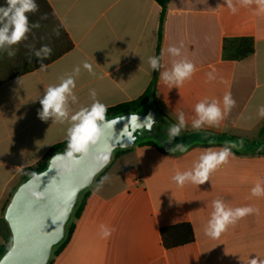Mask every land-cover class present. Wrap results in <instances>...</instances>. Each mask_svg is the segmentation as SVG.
I'll list each match as a JSON object with an SVG mask.
<instances>
[{
	"label": "crops",
	"instance_id": "1",
	"mask_svg": "<svg viewBox=\"0 0 264 264\" xmlns=\"http://www.w3.org/2000/svg\"><path fill=\"white\" fill-rule=\"evenodd\" d=\"M47 1L74 47L45 71L0 85V223L24 182V170L67 140V123L38 117L45 89L81 65L71 112L92 103L90 89L107 108L131 102L153 81L148 57L164 51L165 67L186 58L197 68L179 88L165 84L158 71L155 86L153 107L168 126L177 123L178 111L185 113L187 127L179 138L188 152L171 153L145 142L114 157L99 179L107 175L110 180L99 192L96 184L89 190L69 240L50 264H248L250 258H264V196L251 195L257 182L264 186V117L258 115L264 105V12L255 5L237 6L233 14L226 0H171L159 45L162 8L154 0ZM226 38L253 39L254 54L242 61L224 60ZM181 42V57L167 54L169 46ZM85 60L95 77L83 69ZM213 69L216 79L208 82L206 74ZM227 92L236 106L219 127L193 130L196 103L207 98L222 106ZM229 141L257 144L263 151L233 148L229 162L202 185L180 187L173 180L177 171L190 170L205 149H219ZM217 198L231 207L252 206L258 213L239 220L219 239L210 238L204 229ZM182 223L192 226L195 241L166 249L161 229ZM101 225L115 229L109 238H101Z\"/></svg>",
	"mask_w": 264,
	"mask_h": 264
},
{
	"label": "clouds",
	"instance_id": "2",
	"mask_svg": "<svg viewBox=\"0 0 264 264\" xmlns=\"http://www.w3.org/2000/svg\"><path fill=\"white\" fill-rule=\"evenodd\" d=\"M227 7L235 14L240 7L256 6V10L264 12V0H226ZM39 11V5L36 0H6L5 6H0V53L6 52L11 58L16 55L17 48L21 42L28 39L29 33L33 29H38L40 24L38 22H30V14H35ZM46 15L41 19H46ZM53 35L59 36V27L53 29ZM30 49L29 62L35 56L40 61L39 71H45L48 67L43 61L52 55V48L43 44L36 48L34 44L28 45ZM180 46H169L167 54L172 57H181ZM165 53L161 52L159 56L151 55L148 57V65L152 71L160 72V79L171 87L179 88L186 81L190 80L197 71L195 64L186 59H175L171 62L170 67H165L162 63ZM83 69L95 77L97 73L94 71L92 64L82 61ZM81 72V65L74 67L71 73H67L60 77V82L57 85L48 86L39 103L42 109L38 111V117L47 121L49 118L53 122L69 126L66 129L67 147L64 152L56 153L52 159H62L66 161V171H71L72 167L79 163L81 159L91 158L97 165L96 172H99L111 162L112 148L108 147L106 150H98L93 152L102 138L108 137L110 130L114 135L115 120L107 119V106L97 99V92L95 89L89 90V95L92 103L87 106L80 107L77 111H70V103L77 102V96L74 93L76 88V78ZM207 81L211 82L216 79L215 69L206 74ZM236 106V101L230 92L223 96L222 106L220 101L215 99L204 100L196 103L194 107L195 116L191 119V127L195 131H200L205 126L219 127L220 123ZM258 115L264 117V105L258 109ZM177 123L170 125L167 129V142L172 143L179 137L183 130L187 127V119L185 113L181 110L176 114ZM131 124L137 128H145L151 132L155 124V120L149 115L145 122H139V117L132 114L130 117ZM124 131V129L122 130ZM211 143V141H210ZM243 141L240 142L242 147ZM235 142H225L224 146L219 149L208 148L205 149L197 161L193 164L190 170L180 172L177 171L173 176V180L178 186L183 187L186 183L195 185H202L210 180L211 175L222 165L229 162V158L234 155L233 148H236ZM171 153H187L188 146L183 143H176L173 147L168 149ZM96 173H93V176ZM35 175V174H33ZM110 180L109 176H104L96 184L95 190L99 192L104 184ZM36 199H41L44 196L42 191L33 193ZM251 195L254 197L264 196V186L260 182L251 189ZM258 209L252 206L231 207L223 199L217 198L212 201V212L209 220L205 226V234L213 239H219L230 226H234L239 220L246 216L257 214ZM67 214L65 213V216ZM115 229L109 228L105 225L100 226V236L107 239L111 236ZM248 264H264V258L255 257L250 258Z\"/></svg>",
	"mask_w": 264,
	"mask_h": 264
},
{
	"label": "water",
	"instance_id": "3",
	"mask_svg": "<svg viewBox=\"0 0 264 264\" xmlns=\"http://www.w3.org/2000/svg\"><path fill=\"white\" fill-rule=\"evenodd\" d=\"M132 114L137 115L142 124L151 115L155 120L152 131L135 128L130 121ZM108 120L117 121L114 135L110 130L109 136L102 138L93 149L96 152L112 148L111 162L106 167L96 172L98 165L89 157L66 171V161L52 159L54 155L44 171L31 176L16 189L4 214L11 231V245L0 258V264H49L53 249L66 236L67 225L82 194L95 185L117 152L129 150L147 137H155L160 144L171 147L167 138L158 133L162 119L153 106L144 113H128ZM93 173L96 174L93 176ZM36 191H42L43 198L36 199L33 195Z\"/></svg>",
	"mask_w": 264,
	"mask_h": 264
},
{
	"label": "trees",
	"instance_id": "4",
	"mask_svg": "<svg viewBox=\"0 0 264 264\" xmlns=\"http://www.w3.org/2000/svg\"><path fill=\"white\" fill-rule=\"evenodd\" d=\"M158 5L161 6L162 12L160 17V34H159V45L161 43L163 24L166 17L167 7L171 0H154ZM39 5V11L35 14H30V22L40 24L38 29H33L28 35L26 41L21 42L19 45L14 46L18 50L14 57H9L6 52L0 53V85L24 76L26 74L32 73L39 69L40 61L38 58L33 56L31 62H29L30 49L28 45L34 44L36 48L41 47L43 44H47L52 48V55L43 61L45 64L49 65L71 51L74 47V44L70 37L68 36L65 28L59 21L58 17L54 13L52 7L47 0H36ZM6 0H0V6H5ZM46 15V19H41L42 16ZM59 27V36L53 35V29ZM255 52L254 40L251 38H226L223 41V59L230 61H242L251 57ZM159 56V55H157ZM158 78V71H154V78L147 89V91L137 100L122 103L113 107H109L107 111V119L119 117L128 113H144L149 107L154 105L155 96H156V82ZM167 122L162 119L161 125L158 129V133L165 137L160 130L168 129ZM262 133H264V127L262 128ZM152 138V139H149ZM166 138V137H165ZM146 142V143H145ZM145 143L147 146L157 147L160 150L168 151L169 146H164L159 143L155 137H147L141 139L137 144ZM67 147V140L57 145H54L50 151L33 167L27 168L24 170V175L26 181L33 174H38L44 171L49 163V160L56 153H62ZM238 149H246L247 152H261L257 144L251 145L243 143L242 147L240 144H237ZM234 150V149H233ZM125 151H119L116 153L115 158L119 157ZM102 174L97 178L96 183H98ZM89 193V190L84 192L81 196V199L67 225V233L63 241L58 244L53 249V255H56L59 250L67 243L71 233L73 232L74 225L72 223L73 219L77 218L83 211L86 197ZM7 205L3 211V217L0 223V235L4 240V244L0 246V258L3 254L9 249L11 245V231L8 224L5 221L4 214L6 211ZM161 237L163 244L166 249H172L181 247L195 241L194 231L190 224L182 223L174 226H169L161 229ZM50 264V263H49Z\"/></svg>",
	"mask_w": 264,
	"mask_h": 264
},
{
	"label": "rangeland",
	"instance_id": "5",
	"mask_svg": "<svg viewBox=\"0 0 264 264\" xmlns=\"http://www.w3.org/2000/svg\"><path fill=\"white\" fill-rule=\"evenodd\" d=\"M160 132L167 138V131H163V130H160ZM149 139H152V138H149ZM176 143H183V144H185L186 142L184 141V140H182V139H180L179 137H177L172 143H171V145L172 146H174V144H176Z\"/></svg>",
	"mask_w": 264,
	"mask_h": 264
}]
</instances>
